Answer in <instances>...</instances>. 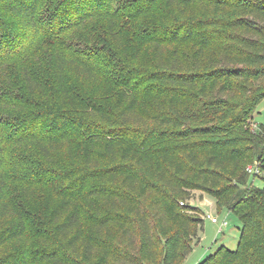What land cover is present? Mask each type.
Here are the masks:
<instances>
[{"label": "trees", "instance_id": "obj_1", "mask_svg": "<svg viewBox=\"0 0 264 264\" xmlns=\"http://www.w3.org/2000/svg\"><path fill=\"white\" fill-rule=\"evenodd\" d=\"M263 100L264 0H0V264H180L187 189L241 225L199 264H264Z\"/></svg>", "mask_w": 264, "mask_h": 264}, {"label": "rangeland", "instance_id": "obj_2", "mask_svg": "<svg viewBox=\"0 0 264 264\" xmlns=\"http://www.w3.org/2000/svg\"><path fill=\"white\" fill-rule=\"evenodd\" d=\"M200 16L201 12L198 7L197 9H195V7L185 8L184 6L180 8L160 6L156 14L141 21L142 23H140V25L146 27L147 29L149 27L158 28L166 25L167 22L195 20ZM194 50V44L185 43L179 46L178 53L180 54V56L188 59L193 55ZM211 50L214 51L216 49L212 47ZM249 122L250 128L252 129H255V125H261L264 127V100L257 106ZM253 164L256 163L253 162L247 165V167ZM254 185L257 187H261V180L258 178L255 179ZM186 192H188V199L177 200V205L179 208H181L180 214L184 216L183 220L185 218H200L203 221V231L197 232V235L192 242L193 248L191 253L183 261H181L180 264H199L203 259L212 255L221 246H224L230 251H234L237 246L241 229V225L238 220L234 216L229 215L226 211H220L217 208L215 201L202 190L187 189ZM150 211L151 209L148 208L147 210H145V213L148 214ZM207 214L217 218L220 221L226 219L228 222V226L226 227V229H224L222 233H218V226L211 224L210 221L205 218ZM176 224L177 222L171 225V227L175 226ZM128 227L132 229V226L129 225ZM157 228H159L158 224H155L153 222L152 232L155 236ZM114 231L117 232V235L119 234L118 227H114ZM197 240L199 241L196 242ZM157 253L160 254V251H157Z\"/></svg>", "mask_w": 264, "mask_h": 264}, {"label": "built area", "instance_id": "obj_3", "mask_svg": "<svg viewBox=\"0 0 264 264\" xmlns=\"http://www.w3.org/2000/svg\"><path fill=\"white\" fill-rule=\"evenodd\" d=\"M246 172L248 174H257L258 173V169H257L256 164H253L251 166H248L246 168ZM205 218L207 220H209L211 224H214V225H217L218 226V228H219L218 229V233H222L223 230L226 229V227L228 226V222H227L226 219H223L222 221H220L217 218L210 216L209 214H207L205 216Z\"/></svg>", "mask_w": 264, "mask_h": 264}]
</instances>
